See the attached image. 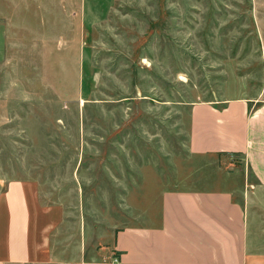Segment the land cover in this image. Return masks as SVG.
I'll return each instance as SVG.
<instances>
[{
	"label": "rangeland",
	"instance_id": "rangeland-1",
	"mask_svg": "<svg viewBox=\"0 0 264 264\" xmlns=\"http://www.w3.org/2000/svg\"><path fill=\"white\" fill-rule=\"evenodd\" d=\"M83 2L61 18L55 65L0 44V200L33 183L69 234L103 248L156 224L167 190L229 188L264 250V189L244 159L187 146L193 103L264 100V0Z\"/></svg>",
	"mask_w": 264,
	"mask_h": 264
},
{
	"label": "crops",
	"instance_id": "crops-1",
	"mask_svg": "<svg viewBox=\"0 0 264 264\" xmlns=\"http://www.w3.org/2000/svg\"><path fill=\"white\" fill-rule=\"evenodd\" d=\"M83 1L0 0V44L19 42L55 65L61 18L84 16ZM187 146L195 156L242 157L264 189V100L193 103ZM67 229L64 211L43 206L36 185L9 182L0 200V264H264V250L251 246L248 206L229 188L167 190L156 224L120 228L103 248H88L87 236L79 242Z\"/></svg>",
	"mask_w": 264,
	"mask_h": 264
}]
</instances>
